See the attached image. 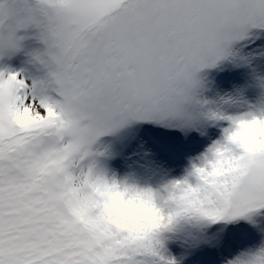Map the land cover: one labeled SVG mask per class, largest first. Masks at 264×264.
Masks as SVG:
<instances>
[{
  "label": "snow or ice",
  "instance_id": "6c2138e0",
  "mask_svg": "<svg viewBox=\"0 0 264 264\" xmlns=\"http://www.w3.org/2000/svg\"><path fill=\"white\" fill-rule=\"evenodd\" d=\"M264 34V0H0V264H180L171 241L264 217V144L233 141L264 121V78L242 111L201 99L199 73ZM34 37L42 45L11 61ZM216 127L181 180L124 179L159 209L139 232L107 219L97 141L132 122ZM264 140V135L255 137ZM259 240L223 264H264Z\"/></svg>",
  "mask_w": 264,
  "mask_h": 264
},
{
  "label": "rangeland",
  "instance_id": "374dc122",
  "mask_svg": "<svg viewBox=\"0 0 264 264\" xmlns=\"http://www.w3.org/2000/svg\"><path fill=\"white\" fill-rule=\"evenodd\" d=\"M253 39L256 42L251 47L237 43L233 46L234 57L199 73L202 81L197 90L199 98L219 101L222 97H232L241 103L223 107L228 111L245 110L243 100L255 99L259 92L258 82L264 78V34ZM41 47L34 37L25 40L24 50L11 63L22 66L27 60L26 53ZM214 86H217L218 94H213ZM218 136L219 130L206 122L197 128L180 129L140 121L101 137L93 150L104 153L97 160L99 169L106 175L158 188L183 177L191 161ZM256 219V225L240 221L227 225L222 232L213 226L207 233L211 243L193 246L191 238L185 243L171 241L169 251L180 260V264H223V257L259 240L257 228H264V217Z\"/></svg>",
  "mask_w": 264,
  "mask_h": 264
},
{
  "label": "clouds",
  "instance_id": "9594fccd",
  "mask_svg": "<svg viewBox=\"0 0 264 264\" xmlns=\"http://www.w3.org/2000/svg\"><path fill=\"white\" fill-rule=\"evenodd\" d=\"M264 135V121L254 120L244 122L241 125V131L234 134L233 141H241L242 145L251 150L257 144H264V140L255 139L257 133ZM189 168L186 170V174ZM184 175V176H185ZM183 176V177H184ZM183 177L174 180H181ZM109 180H114L119 191L105 192L106 197L105 210L107 219L120 228L133 229L139 232L145 226L151 228L158 223L159 217L156 213L159 209L151 206L148 199H141L137 193H128L123 186V178L109 176Z\"/></svg>",
  "mask_w": 264,
  "mask_h": 264
},
{
  "label": "bare ground",
  "instance_id": "6f19581e",
  "mask_svg": "<svg viewBox=\"0 0 264 264\" xmlns=\"http://www.w3.org/2000/svg\"><path fill=\"white\" fill-rule=\"evenodd\" d=\"M212 92H213V94H218V93H217V86H214V87H213Z\"/></svg>",
  "mask_w": 264,
  "mask_h": 264
}]
</instances>
